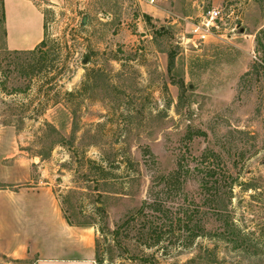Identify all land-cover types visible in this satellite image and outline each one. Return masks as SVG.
Segmentation results:
<instances>
[{"label":"rangeland","instance_id":"1","mask_svg":"<svg viewBox=\"0 0 264 264\" xmlns=\"http://www.w3.org/2000/svg\"><path fill=\"white\" fill-rule=\"evenodd\" d=\"M82 1L38 0L37 51L6 48L0 9V173L55 153L62 212L94 226L102 264H264V0L197 47L190 19L138 43L132 0Z\"/></svg>","mask_w":264,"mask_h":264},{"label":"crops","instance_id":"2","mask_svg":"<svg viewBox=\"0 0 264 264\" xmlns=\"http://www.w3.org/2000/svg\"><path fill=\"white\" fill-rule=\"evenodd\" d=\"M44 1L54 5L65 0ZM96 1L83 0L82 4L94 7ZM226 1H125L123 12L131 13L130 17L138 28L136 32H140L139 35H130L129 39L139 43V37H152L150 32L158 23L162 29L165 25L161 23L166 20H170V25L180 26L183 20L201 14L208 7L221 6ZM0 9L8 50L31 51L45 39L46 13L38 0H0ZM107 12V19L101 20L107 22L116 17L109 10ZM106 24L111 26L112 21ZM262 28L264 13L260 14V23L254 33ZM41 97L44 98L43 95ZM59 105L62 103H49L42 111L47 112ZM53 155L55 153L50 158L53 162L47 161L43 153L28 155L27 159L35 163L37 169L34 171L28 166L23 177L12 172L0 173V183L6 184L0 187V253L5 259L3 262L0 259V264H98L94 226L71 223L62 212L57 194L60 184L56 178L59 171L67 170H60V166L55 165L59 158Z\"/></svg>","mask_w":264,"mask_h":264},{"label":"built area","instance_id":"3","mask_svg":"<svg viewBox=\"0 0 264 264\" xmlns=\"http://www.w3.org/2000/svg\"><path fill=\"white\" fill-rule=\"evenodd\" d=\"M147 1L156 2V0ZM248 1L250 0H228L221 6L208 7L201 14L189 18L191 27L188 39L191 44L197 47L214 37L229 39L242 33L243 17Z\"/></svg>","mask_w":264,"mask_h":264},{"label":"trees","instance_id":"4","mask_svg":"<svg viewBox=\"0 0 264 264\" xmlns=\"http://www.w3.org/2000/svg\"><path fill=\"white\" fill-rule=\"evenodd\" d=\"M261 33H259V34H263V39H264V29H262L261 31H260ZM258 41L260 42L261 41V39H258ZM45 44H46V35H45V39L41 42V44L38 46V47H36L35 49H33V50H31V51H37L41 46H45ZM45 60H47V57L45 58ZM87 78H89L87 75H86V77H84V81L82 82V88L84 89V90H87V88H88V83H87ZM79 89V91H77V92H80V93H82L84 90L83 89ZM77 92L76 91H68L67 92V94H66V96H68V98L69 97H75V96H77L76 94H77ZM141 208H143V207H141ZM97 261H98V264H102V259L101 258H97Z\"/></svg>","mask_w":264,"mask_h":264},{"label":"water","instance_id":"5","mask_svg":"<svg viewBox=\"0 0 264 264\" xmlns=\"http://www.w3.org/2000/svg\"><path fill=\"white\" fill-rule=\"evenodd\" d=\"M87 19H88L87 15H84L83 18H82V22H81V24H82V25H85L86 22H87ZM241 32H244V28L241 29ZM89 57H90L89 53H87L86 55H84V58H83V60H82V63H83V64H87L88 61H89Z\"/></svg>","mask_w":264,"mask_h":264}]
</instances>
